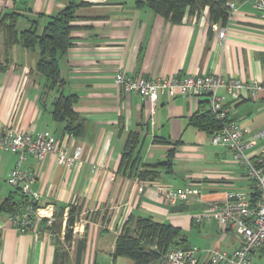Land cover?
<instances>
[{"label": "crops", "instance_id": "1", "mask_svg": "<svg viewBox=\"0 0 264 264\" xmlns=\"http://www.w3.org/2000/svg\"><path fill=\"white\" fill-rule=\"evenodd\" d=\"M149 0H0L4 15H18V35L10 44L0 26V129L49 132L65 139L71 153L83 149L80 165L65 166L55 154L42 161L28 156L23 168L36 172L32 185L38 205L55 206L57 241L41 221L38 230H17L2 212L3 201L14 187L8 178L19 155L0 148V264H136L116 256V245L125 223L152 217L181 229L180 247L232 253L240 246L238 234L223 231L212 218L201 224L195 217L211 201H223L228 192H242L254 199L255 189L245 168L234 161L228 146L213 144L212 131L197 116L211 111L208 95L161 97L152 112L151 101L126 93L115 80L128 76L165 78L171 75L220 74L244 82L264 81V20L252 1L230 0L234 7L226 22L210 21L209 7L187 12L180 23L154 11ZM79 4L72 46L61 57L57 85L37 67L40 47L26 48L21 32L36 23L42 34L51 15L69 4ZM227 29L226 37L218 31ZM75 94L74 109L81 132L65 130L54 116L61 93ZM228 117L255 141L249 153L257 155L264 144V92L231 96L220 91ZM132 133L138 134L134 154L143 163H162L157 178L143 179L137 171L120 168ZM171 159V164H164ZM143 186L141 189L142 184ZM154 182V183H151ZM199 188L201 199L191 197L171 203L161 189ZM72 206L78 214L72 241L65 240ZM55 219V220H56ZM264 259V247L252 253Z\"/></svg>", "mask_w": 264, "mask_h": 264}, {"label": "built area", "instance_id": "2", "mask_svg": "<svg viewBox=\"0 0 264 264\" xmlns=\"http://www.w3.org/2000/svg\"><path fill=\"white\" fill-rule=\"evenodd\" d=\"M252 1L264 20V0ZM231 8L234 7L230 3ZM227 29L218 31L220 38H225ZM116 83L126 93H138L151 101L152 112L161 97L178 95L200 97L208 95L211 102V112L215 115L219 126L212 132L213 144L228 146L235 162L241 164L247 178L257 192L254 199L242 192H228L223 201H211L207 209L195 217L198 224L208 219H216L223 231L233 229L239 236L240 246L232 253L218 250L208 251L206 258H201L200 248L173 247L159 259V264H249L252 253L264 247V144L257 155L249 153L255 141L244 138L245 131L235 120H231L229 109L225 106L220 91L225 89L231 96L248 92L256 95L264 92V81L244 82L236 77H224L220 74L186 75L183 77L169 76L165 78L133 77L120 71L115 76ZM262 131L259 135L263 134ZM0 148L19 155L16 166L11 170L8 181L15 188L20 187L26 195L36 203L39 194L33 191L32 185L36 172L23 168V162L32 155L42 161L48 154H55L60 164L71 167L79 166L83 149L76 147L73 153L69 151L65 139L57 138L49 132L33 133L13 127L0 129ZM145 184H142L141 189ZM154 183V182H151ZM160 195L171 203L185 201L192 196L201 199L199 188L187 186L179 189H161ZM13 226L22 232L38 230L41 221L48 226L55 222V206L30 204L22 211L9 215ZM155 264V263H150Z\"/></svg>", "mask_w": 264, "mask_h": 264}, {"label": "trees", "instance_id": "3", "mask_svg": "<svg viewBox=\"0 0 264 264\" xmlns=\"http://www.w3.org/2000/svg\"><path fill=\"white\" fill-rule=\"evenodd\" d=\"M148 4L154 11L176 23L182 22L188 11L201 12L206 6L209 7L211 23L226 22L232 9L230 0H149ZM78 6L79 4L71 3L57 14L51 15L42 34L38 33L37 22H34L32 27L21 32L19 38L26 48L35 49L36 45H39L40 58L37 67L51 80L52 86L57 85L60 81V59L73 44L71 33L76 27L74 22L79 18L76 13ZM17 18L18 15H14V13L4 15L0 23V26L5 28L8 34L10 44L18 40ZM2 65L3 63L0 61V66ZM76 97L75 94L66 95L62 92L54 103L55 118L64 121L65 130L74 135L80 134L82 126L78 122V114L74 109ZM195 120L212 132L219 126V122L211 111L197 116ZM137 142L138 134L132 133L124 148L120 168L125 170L130 168V174L137 171L143 179L157 178L158 168L162 163L141 164L139 157L134 154ZM171 162V159L166 160L164 164L170 165ZM256 196L257 192H255L254 198ZM30 204L38 206V203L23 193L20 187H15L10 196L3 201L1 210L6 214L14 215ZM77 214V207L72 206L67 220L66 241H72ZM56 221L57 219L52 225L47 226L53 234L55 242L58 240L55 236L58 232ZM180 236L181 229L170 223L159 222L152 217H139L137 220L131 218L125 223L123 231L118 237L115 254L132 258L136 264H159V259L165 252L170 248L180 247L182 242ZM84 245L83 242L80 245L77 264L81 262Z\"/></svg>", "mask_w": 264, "mask_h": 264}, {"label": "rangeland", "instance_id": "4", "mask_svg": "<svg viewBox=\"0 0 264 264\" xmlns=\"http://www.w3.org/2000/svg\"><path fill=\"white\" fill-rule=\"evenodd\" d=\"M254 261H255L257 264H264V259L259 260L258 258H255Z\"/></svg>", "mask_w": 264, "mask_h": 264}]
</instances>
